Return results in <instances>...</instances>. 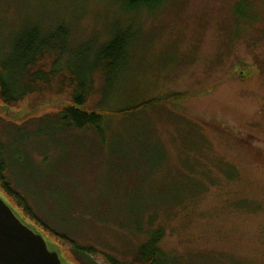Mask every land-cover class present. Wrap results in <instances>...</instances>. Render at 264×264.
Instances as JSON below:
<instances>
[{"label":"rangeland","instance_id":"obj_1","mask_svg":"<svg viewBox=\"0 0 264 264\" xmlns=\"http://www.w3.org/2000/svg\"><path fill=\"white\" fill-rule=\"evenodd\" d=\"M60 24L73 50L124 34L129 53L106 99L88 101L105 103L104 135L60 121L69 92L0 112L12 186L123 264L161 227L170 264H264V0H0V59L23 29Z\"/></svg>","mask_w":264,"mask_h":264},{"label":"trees","instance_id":"obj_2","mask_svg":"<svg viewBox=\"0 0 264 264\" xmlns=\"http://www.w3.org/2000/svg\"><path fill=\"white\" fill-rule=\"evenodd\" d=\"M118 1L129 10H135L157 6L168 0ZM70 44L71 31L63 24L48 33L39 26L23 29L9 52L0 59V103L17 107L27 99L35 98L40 102L49 95H65L69 92L71 98L63 107L60 121L78 129L91 125L100 135H104L101 124L108 112L105 103L93 102L89 107L88 101H92L90 97L94 92L98 93V88L106 99L109 85L119 75L128 56L129 38L124 34H117L105 43H82L74 50V46L71 47ZM72 58L76 59V63L71 64ZM149 103L152 101L124 108L116 113L129 114ZM6 170L7 163L0 148V193L23 219L38 228L47 239L70 253L71 261L75 264H86L83 260L85 257L91 264H96L91 255L100 254L108 264H123L93 246L80 245L75 239L47 224L36 214L26 197L12 186L5 174ZM162 236L161 227L142 244L129 264H170L166 253L159 247Z\"/></svg>","mask_w":264,"mask_h":264},{"label":"water","instance_id":"obj_3","mask_svg":"<svg viewBox=\"0 0 264 264\" xmlns=\"http://www.w3.org/2000/svg\"><path fill=\"white\" fill-rule=\"evenodd\" d=\"M0 112L13 113L9 106L1 104ZM25 221L0 195V264H70L56 245L51 246L39 230Z\"/></svg>","mask_w":264,"mask_h":264},{"label":"flooded vegetation","instance_id":"obj_4","mask_svg":"<svg viewBox=\"0 0 264 264\" xmlns=\"http://www.w3.org/2000/svg\"><path fill=\"white\" fill-rule=\"evenodd\" d=\"M248 75L244 76V77H247Z\"/></svg>","mask_w":264,"mask_h":264}]
</instances>
